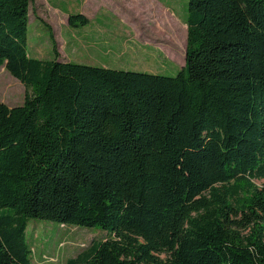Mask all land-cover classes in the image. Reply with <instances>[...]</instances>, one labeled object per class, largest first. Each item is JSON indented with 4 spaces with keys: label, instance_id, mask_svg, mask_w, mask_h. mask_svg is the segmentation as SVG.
Instances as JSON below:
<instances>
[{
    "label": "trees",
    "instance_id": "1",
    "mask_svg": "<svg viewBox=\"0 0 264 264\" xmlns=\"http://www.w3.org/2000/svg\"><path fill=\"white\" fill-rule=\"evenodd\" d=\"M32 2L0 0L26 89L0 103V264H31L33 218L108 233L66 264H264V0H188L175 76L65 61L52 30L32 57Z\"/></svg>",
    "mask_w": 264,
    "mask_h": 264
},
{
    "label": "rangeland",
    "instance_id": "2",
    "mask_svg": "<svg viewBox=\"0 0 264 264\" xmlns=\"http://www.w3.org/2000/svg\"><path fill=\"white\" fill-rule=\"evenodd\" d=\"M70 13L85 15L88 24L70 25ZM30 15L27 49L38 59L52 58V30L60 56L76 63L166 76L185 63L188 0H33ZM25 94V86L0 67V103L22 104ZM107 236L96 227L33 218L27 228L31 264H66Z\"/></svg>",
    "mask_w": 264,
    "mask_h": 264
},
{
    "label": "crops",
    "instance_id": "3",
    "mask_svg": "<svg viewBox=\"0 0 264 264\" xmlns=\"http://www.w3.org/2000/svg\"><path fill=\"white\" fill-rule=\"evenodd\" d=\"M71 14V13H70ZM69 14V15H70ZM69 18V17H68ZM65 61H68L66 58H64V56L62 57ZM72 62V61H71ZM76 63V62H75ZM79 64H81V63H79ZM86 65H89V64H86ZM93 66H96V65H93Z\"/></svg>",
    "mask_w": 264,
    "mask_h": 264
}]
</instances>
